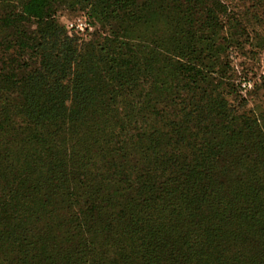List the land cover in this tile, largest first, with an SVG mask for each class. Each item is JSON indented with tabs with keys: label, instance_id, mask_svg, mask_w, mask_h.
Returning <instances> with one entry per match:
<instances>
[{
	"label": "trees",
	"instance_id": "obj_1",
	"mask_svg": "<svg viewBox=\"0 0 264 264\" xmlns=\"http://www.w3.org/2000/svg\"><path fill=\"white\" fill-rule=\"evenodd\" d=\"M162 3L145 15L149 0H102L94 15L113 30L77 63L76 39L58 41L49 21L70 0H0V31L13 37L33 20L52 39L49 50L37 44L44 67L0 95V264H264V126L202 75V37L185 31L217 15L195 1ZM117 23L145 34L129 40ZM149 33L178 34L170 56ZM169 67L188 93L198 84V107L168 104L154 124L138 123L115 93L145 84L161 97Z\"/></svg>",
	"mask_w": 264,
	"mask_h": 264
},
{
	"label": "rangeland",
	"instance_id": "obj_2",
	"mask_svg": "<svg viewBox=\"0 0 264 264\" xmlns=\"http://www.w3.org/2000/svg\"><path fill=\"white\" fill-rule=\"evenodd\" d=\"M70 1L69 7L67 5L57 7L55 15L49 21H54V25L57 26L54 29L58 35L54 36L58 38V41L67 42V40H63V36L76 39L73 42L70 41V44L76 43L77 50L74 56L78 60L77 63H80V54L84 46L103 44V39L106 36L110 37L114 25L111 26L113 22H108V20H101L103 21L101 22L97 13L94 15V10L102 4V0H86L78 4L76 0ZM162 1L164 0H149V8L145 11V15H149L151 10L153 14L162 12ZM181 1L171 0L174 6L180 5ZM185 1H195L203 9H208L211 13L214 12L213 14L218 17L216 20L209 21L210 28L198 27V24H193L191 31L194 34L185 31L189 39L194 36L202 37L200 45L204 47V50L200 51L199 61L205 66H200V69H203V74H201L209 79H220L218 90L222 91L223 89L222 92L226 95L229 103L238 108L240 114L251 116L259 121L258 124L261 123V127L264 126V122H262L264 119V87L262 88L261 84L264 79V7L260 3L258 4L257 0ZM80 23H87L91 30H80L75 26ZM23 24L21 30L13 37L5 31H0V95L5 91L10 92L7 88L10 82L22 81L30 71L44 67V65L43 67L39 65L40 55L37 44L43 41L48 49L46 43L52 40L48 37L51 28L33 20ZM149 25L151 31L153 27H156L153 24ZM116 27H119L120 35L125 38L130 37L127 38L129 40H135L134 37L137 35H140L139 39H141L145 34L142 30L133 34H128V30L123 32L124 23H117ZM147 30L149 31V29ZM148 36L151 37L150 33L146 37L148 38ZM177 37L178 34L173 41H167L163 35L158 37V33H156L151 37L154 42L151 46H156L161 53L169 55L166 49H171L173 44L178 43ZM55 49L64 51V46L61 45ZM168 58L171 61L174 59L173 57ZM155 66L158 67V64ZM84 67V64L76 67L77 76H81ZM47 73L50 75L49 72ZM151 77L155 78L154 75ZM151 77L147 76L146 79ZM160 77L163 80L161 97L155 96L158 93L157 90L147 94L145 84L141 87H133L128 91L122 89L119 90V93H115V95L118 94L119 100L122 98V100L132 101L130 105H135L134 108L128 107L126 103H123L122 108L133 109L136 113L139 111L138 116H133V119H136L138 123L154 124L153 120L157 118V111L162 110L168 104L177 109L185 107L187 110H192L198 107L197 98L190 99L191 95L198 92V84L193 82L189 84L193 92L188 93V85L185 84L182 75L178 72H171L170 67L165 69ZM68 80L69 85L73 88L76 87L73 91L79 89L77 87L79 79L75 78L73 73L69 75ZM69 92L71 91H65V93ZM133 94L137 95L134 99L136 103L140 100L145 101L144 106L134 104L135 102L130 98ZM69 101L68 99L66 104H69ZM181 102L184 104H180Z\"/></svg>",
	"mask_w": 264,
	"mask_h": 264
},
{
	"label": "built area",
	"instance_id": "obj_3",
	"mask_svg": "<svg viewBox=\"0 0 264 264\" xmlns=\"http://www.w3.org/2000/svg\"><path fill=\"white\" fill-rule=\"evenodd\" d=\"M75 26L82 31L91 30V27L87 23H80L79 25H75Z\"/></svg>",
	"mask_w": 264,
	"mask_h": 264
}]
</instances>
